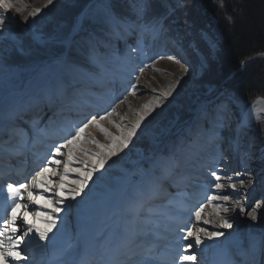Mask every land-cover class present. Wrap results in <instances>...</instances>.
<instances>
[{
    "label": "rangeland",
    "instance_id": "1",
    "mask_svg": "<svg viewBox=\"0 0 264 264\" xmlns=\"http://www.w3.org/2000/svg\"><path fill=\"white\" fill-rule=\"evenodd\" d=\"M115 1L117 0H98L97 2H95L94 5L85 13L82 20H80L79 28L82 25L84 26L87 23L96 24V25H100V24L113 25V23H115L116 26L119 27L118 25H121L120 24L121 21L116 19L112 11V6H111L112 3ZM121 1L125 2L124 4L127 5V8L128 7L130 8L129 9L130 14H132L133 16H137L138 18L141 17V15L137 14V11H136L137 8H135V6L138 7L141 3L146 4L145 3L146 0H121ZM25 2L30 3L31 0H21L19 4H22V3L26 4ZM38 2H41L42 6L39 8L43 9V11L40 14H38L36 17L30 18L27 23H24L23 19L20 18V15H17L14 12L12 13L13 16L18 17V19L21 21L22 24L17 25L13 23L11 25L21 27V31L19 32V35L23 36V38L38 37V35L35 34V31L36 30L43 31L44 28L49 23L48 22L49 18L54 20L57 17L61 16L60 11H68V9H60L59 4L57 3V0H53V4L49 5L46 8L44 6L47 3V0L45 1L38 0ZM65 3L67 5L70 4L69 0H65ZM32 10H34V8L31 9V11ZM146 10H147V7L144 11L145 16H146ZM30 12L28 13L24 12L23 16L29 15ZM50 12L52 13L51 15L49 14ZM204 17L206 16L204 15ZM167 18L170 19V16H166V18H164L162 21L156 20L155 22L159 21V25H162V27L157 26L156 29L153 28L152 30H146V28H152V27H148V22L146 21L144 23L145 26H143V29L146 30L144 32H142L143 30H142V25L140 24V22L135 25L137 27V30L142 32L146 41L155 40L152 49H150L148 54H145L144 57L140 56L141 55L140 50H135V51L132 50L131 53H127L126 51H124V47L121 44L116 45V41L111 42L110 39L112 36H115L118 38V35L114 30L112 31L109 30L106 33L103 31L104 34H103V37H101V39H99V36H101L102 33L98 36L95 34L96 31H93L94 36H95V41L101 44H104L105 46L104 50L106 51V53L112 52L111 54H109V58L111 60L115 61L116 59H119L120 57L123 56V57H126L128 62L131 64V67L133 68V72L130 69L126 70V68H124L126 73H121L120 75H118L119 77L121 78L123 77L127 79L129 77H136L137 73L141 72L140 68H142L144 65H148V67H143L142 73H144L145 75L142 79V82H143L142 88H138L135 94H130V92L128 94H125V96L123 97V100H124L123 103L119 102L120 99L122 98L120 97V95L116 97L118 85L116 86V91L114 93L112 92L107 93L106 95L107 98H109V100H113L112 105L108 107V111H110L112 107H115L116 111L111 116L107 117V119L99 120L98 122L101 125V127L106 128L108 132L111 133L112 136H119L121 129L126 131L127 129L125 125H130V123L135 121L143 105L151 102L156 96H158L160 93L165 91L177 79L180 80V84L177 86L176 90L173 92L171 96L165 99L162 104L157 106L155 110L151 113V115L146 117L145 121L141 124L140 129L137 130L136 136H134L133 138H137L143 134H148V133L153 134L154 131L152 130V128L155 126L158 127L159 126L158 124H162V122L164 121L163 120L164 117H167L172 109L177 108V107L179 108L180 106L183 109V107L189 106L190 103L194 104L198 102V100H203V98L210 99L212 96L215 95V93H217V91H219L218 88L208 87L209 88L207 89L208 92H204L202 94H195V96H192V86H194V83L197 81V79H199V77H202L205 74L203 73V71L207 69V63L205 62L203 55L197 54L199 58V67H198L199 69L195 73V70L193 69L191 62L188 63V61L184 60L183 58L185 50H182V48L180 47L179 52H178L177 46L171 41V39L174 36V33H172L173 31L177 33V32L182 31L185 28L190 35L191 34L195 35L198 38V40L201 39L200 41L201 48H205V50L208 48V49H211L212 52H215L218 50V45L220 44V35L218 33L217 28H215L214 22L211 20L210 23L207 24L203 28H197L196 26H191V27L189 26L188 28H186L185 24H182V23L178 24V21H175L174 19H170V21L172 22H170L169 25L174 24V26L169 28L165 22ZM127 22L130 23V20H127ZM151 25L153 26L152 23ZM128 26L130 27L132 26V24ZM210 26H212L211 29H210ZM208 37H211L213 39V43L215 44V47H212V45H210ZM161 39L165 40L169 46H171L172 44L175 46L174 48H171L173 52L165 53L166 51H162L163 49H160ZM2 42H5V43L7 42L17 48L20 43V41L17 40V38L13 35L12 31L9 28L7 32L0 34V43ZM134 46L138 47L139 45L135 44L133 45V48ZM126 49H129V48L127 47ZM139 49H140V46H139ZM158 50H159V53H156V51ZM25 51L28 52L29 50H25ZM5 52L8 54H6ZM11 53L13 52H11L10 50L0 45V82L2 81L5 82L8 79L12 78L13 80L16 81L15 84H17L18 88H20L21 86H23L24 88V85H26V82L34 78V76L41 74L42 71L44 70H46L48 73L43 74L41 76L42 78L40 79L35 78L30 88L25 87L26 90L23 94H21L20 92L15 93L14 91L9 90L4 100L7 99V101H15L14 96H17L16 100H18L22 104L23 108L30 107V104L34 105L35 110H41L42 108H45V106L42 105L41 103L42 101L37 100L38 97L43 96L45 94L43 92V89L46 84L45 85H41V84L43 81L45 83L48 80H51V78H52V84L57 83L60 80L59 78L60 76L58 75V72H59L60 67L63 66V62L61 63L60 67L58 63H52L45 67L44 66H41V67L30 66L27 68H12V67L7 66L9 64L7 62L10 61ZM177 54H180L181 57H179ZM161 56H163L164 59H159V57ZM168 57L179 58L180 61H178L177 64H174L175 68H172L173 66H170V64L166 63L168 61L165 59ZM99 61H100L99 58L92 56L91 60L88 59L87 63L91 65L93 63L98 65ZM83 62L86 64L85 61ZM159 64H164L166 68H160L158 66ZM156 66H157V69L152 68ZM105 71L108 73L109 70H105ZM86 73L91 74L89 70L86 71L84 68H82V64L77 63L76 61L73 60V63L70 66V71L65 74V77L71 78V79L73 78L71 82L76 78V77L74 78V76L76 75L77 77L78 76L80 77L81 75H86L85 76L86 80H92L90 76H88ZM118 92L120 93V91ZM215 99H217V97H214L211 100H215ZM134 100L139 102V104L135 105ZM99 102L104 103L106 101L104 102L97 101V104H99ZM203 104L204 103L202 102L198 103L199 110H203V106H204ZM223 104H226V103L224 102ZM232 104H234L235 107L237 108V112L234 113V116H239V117L241 116L242 120L244 121V125H245L242 127L245 129V130L243 129L242 133L240 132V128H238L235 131L238 134L240 133V143L243 146H246L251 141V138H250L251 135H249V131H252V130L257 131L256 139L253 137L256 141L253 140V143L251 142L252 143L251 156H252V159L257 161V166H255V168L256 169L258 168L259 171L261 169L263 170L264 169V147L262 146V148L261 147L258 148L257 145L259 144L261 146V144H263L264 142V129L263 127H261V124L264 123L263 121L264 99L255 100L250 107H246V105L243 102L236 100V99L232 100ZM213 106H215V104ZM213 106L210 108L211 113L209 114V116L206 117L205 119L203 118L204 119L203 121L205 120L207 121L208 130L212 133L215 132L214 121H216V118L218 120L222 115H224L225 113L229 114L230 112V110L227 109L226 106H221L218 108L217 106L216 107H213ZM193 107L196 108V105H193ZM103 108L105 109L104 106ZM94 112H96V110ZM39 113H42V112H39ZM87 114L95 115V113L93 114L87 113ZM103 114L99 113L96 115L99 116ZM84 115L85 114L80 113L78 115L72 116V119L78 120L77 122H80L82 121L81 117ZM230 115L234 118L232 114ZM247 119H248V122H247ZM22 121L24 122V120ZM5 122L8 123V120ZM1 125L2 123H0V126ZM116 125H120V128H117ZM174 125L175 123L173 124V126ZM173 126H171L170 128L176 127V126L174 127ZM202 127H203V124L201 125V128ZM247 127L248 129H246ZM232 130H233V127L229 125V127L224 132L226 135L229 134L227 137H230L231 134L235 135V132H230ZM27 131L29 132V135H30V131L29 130ZM168 133L169 131L167 132V134ZM187 135L189 139L192 137V134L191 135L187 134ZM35 138H36V135H35ZM40 140L42 143L38 147L39 150L41 148H44L47 145V141L43 142L42 138ZM93 140L98 143H94ZM210 140H213V137L210 136ZM84 141H85V145H82L81 143H83ZM111 142H112L111 136L106 135L103 131H101L100 128L95 127V125L90 126L88 129H86L84 139L79 142V147L73 148L75 159H74V163L72 167H83V163H81L82 161H87L89 164H91L92 161L90 160L89 155H88L91 152L90 150L91 146L94 145L96 147L94 152H100L101 151L99 147L100 144H110ZM81 148L85 149L86 151H81L80 150ZM62 153L63 155L58 158L62 160H66L67 149L66 148L62 149ZM119 155L120 153L118 154V158L121 162V157H119ZM116 163L117 162L115 163L111 162L110 166H114ZM160 166H162V164H160ZM59 167L62 172L63 164H61ZM101 171L103 172V177H104V169H102ZM225 172L229 173L230 175H233V180L237 183L236 190L232 192V190H230L227 187L230 181L225 180L224 191L229 192L233 196V200H230L228 202L229 206H232L234 204V201L236 199H239L241 204L245 207L246 210L250 211L252 208H255L257 220L252 221L246 215L236 216V214L233 211L229 212V214H227L229 216L227 217L232 223V228L231 229L219 228L222 232L225 231L224 237H220L219 240H214L215 243L219 247L224 246L229 236L233 234L234 236L235 234L239 236L240 233L246 232L249 229V227L262 228V226L264 225V193H262L261 195L259 194L258 197L254 196L251 193L250 184H248L246 181L247 178L241 175L238 178H235L234 173L231 172V168H229L228 170H225ZM99 175H101V172H97L93 175V178L89 181L88 187L85 188L84 193L81 196L77 197L76 200H71L67 198L65 199V202L62 205L64 211L60 213H53L54 218H57L56 227L53 229L56 233H58L57 236L60 237L61 239L62 238L68 239V240L76 239V237L74 236L75 235L74 223L78 221L77 218H81L82 220H85L91 217L93 220L98 221V220H102L106 214H111L112 217L119 218L117 225H116V227L118 228L119 224H121L122 219L125 218L123 215V211L126 213L128 217L127 219H129L128 213L126 211V207L128 204L129 197L132 195V193L138 188L150 186L151 184H153L154 179H155V176H153L152 173H148V171L140 172L139 175L137 176L138 181L132 185L130 191L121 194V189H118V190L114 189L112 190V195L110 196V198H107L104 195V192L97 193L95 191L96 189L99 188V186H101L100 183H102L101 181H103V177L102 179H99V180L97 179ZM78 178H80L78 173H69L67 188L72 187L71 181L78 179ZM240 179H244L246 181V183L242 187L243 195L238 193L241 190L240 184H239ZM123 180L124 178L122 177L117 178V182H122ZM253 183H255V180ZM129 185L130 184H128L127 187ZM105 188L108 189L109 187L106 186ZM260 189L262 192V188ZM124 194H127V195L125 196ZM52 198L55 200V195H53ZM82 200L84 202H87V201L88 202L85 205H80L79 203ZM257 204H259V207H256ZM54 206L56 205L54 204ZM60 214L65 215V216L62 217ZM237 214H238V210H237ZM234 216H236L237 218H234ZM242 219L245 221L243 222ZM133 221L134 219H132V222ZM240 221L243 224H241ZM43 225L45 224L43 223ZM199 226H201V224H199ZM211 231H217V230L211 229ZM67 244L68 242L66 243V245ZM58 248L63 249V248H66V246L62 244L61 246H57V249ZM71 248L78 252L79 246H74ZM37 249L44 250V241H40V245ZM220 250L222 249L219 248L218 251Z\"/></svg>",
    "mask_w": 264,
    "mask_h": 264
},
{
    "label": "snow or ice",
    "instance_id": "2",
    "mask_svg": "<svg viewBox=\"0 0 264 264\" xmlns=\"http://www.w3.org/2000/svg\"><path fill=\"white\" fill-rule=\"evenodd\" d=\"M20 2L21 0H0V34L7 32L9 26L17 22L15 16L12 15L13 12L21 15L25 11V8L18 6ZM52 4L53 0H47L44 7L46 8ZM146 7V4L141 3L136 9L137 14L142 15ZM42 11L43 9L41 8L32 10L29 15L23 16L24 23H27L30 18L36 17ZM186 22L190 27L195 24V21L191 19H188ZM157 26L162 27V25H159V21L153 24V28L156 29ZM208 40L210 45L215 47L213 39L208 37ZM135 50L133 49V51ZM168 58L174 59V57ZM159 59H164V57L161 56ZM143 67H148V65H144ZM143 67L140 68L141 72L143 71ZM138 80L139 77L136 78V83L130 86V94L137 92ZM179 84L180 80L177 79L151 102L144 104L135 121L130 123V125H125L127 130L121 129L119 136H112L98 122L99 120L107 119V117L115 113V107H112L110 111L105 112L103 115L86 116L66 132L62 144H56L52 148L50 156L44 166L35 173L30 183L24 182L18 185L7 183L6 199L10 203L5 208L6 215L0 218V264H5L9 259H11L13 264L19 261H29V256L21 250V245L24 243L25 238L32 239L38 237L39 241H48L49 232L57 224V218H54L53 213L64 211L62 205L66 198L76 200L77 197L81 196L95 173L101 172V175L97 179H102L103 172L101 170L104 169L108 161L129 147L132 138L136 136L137 130L140 129L146 117L151 115L157 106L171 96ZM119 102L123 103V98ZM92 125L100 128L106 135L111 136L112 142L110 144H100V152L88 154L92 161L91 164L87 161H82L83 167H72L75 159L73 148L79 147V142L84 139L86 129ZM116 127L120 128V125H116ZM93 142L98 143L94 140ZM65 148L67 149V158L66 160H62L58 157L63 155L62 149ZM80 150L86 151L83 148ZM113 162L115 163V161ZM179 163L178 160L173 162L175 167H178ZM61 164H63L62 172L59 167ZM69 173H78L80 178L72 180V187L67 188ZM234 175L239 177L241 173L237 171ZM209 176L211 179L209 194L206 195L204 202H199L197 205H194L193 214L196 222H202L203 224L210 222L208 219L202 220V213L209 203L213 204L216 209V216L218 217L216 225L218 228L231 229L232 223L227 218V214L237 209L238 215H246L252 221L257 220L255 208H252L250 211L246 210L239 199H236L234 204L229 206L228 202L233 200V196L229 192L224 191L225 184L222 181H230L227 187L234 192L237 183L233 180V175L225 172L223 168H217L210 169ZM253 182L254 179L249 176L247 183L252 184ZM245 183L246 181L244 179L239 180L241 187ZM53 185H55V200L50 196H46V193L53 191ZM153 194V188L151 186L138 188L132 193L126 207L130 220L139 215L141 211L146 213L151 211L150 209H146L144 205ZM30 206H32L31 211L29 210ZM256 207H259V204ZM46 209H51V212L46 211ZM21 212L22 215L20 214ZM41 220L44 221V227L40 226L39 221ZM194 227L195 224L185 226L176 225V230L183 233L179 239L187 241L191 237L192 242L184 245H180L177 242L176 251L178 255L173 258V264H196L197 255L195 253L186 254L187 250L193 248L194 245L199 247L204 244L205 239L219 240L220 237L225 235L222 231H209L204 227H200L198 231H193ZM249 247L253 252L258 251L261 256H264V235L258 238H251ZM133 264H156V260L154 257L146 255L140 260H134Z\"/></svg>",
    "mask_w": 264,
    "mask_h": 264
},
{
    "label": "trees",
    "instance_id": "3",
    "mask_svg": "<svg viewBox=\"0 0 264 264\" xmlns=\"http://www.w3.org/2000/svg\"><path fill=\"white\" fill-rule=\"evenodd\" d=\"M194 1L179 16L186 26L188 19L194 20L196 27L203 25L205 13L217 19L224 39L219 54L221 74L231 75L227 88L248 104L258 97L264 98V50L260 43L264 41V0ZM212 8L222 17L215 16L210 11ZM11 59L17 63L18 54L14 53Z\"/></svg>",
    "mask_w": 264,
    "mask_h": 264
},
{
    "label": "bare ground",
    "instance_id": "4",
    "mask_svg": "<svg viewBox=\"0 0 264 264\" xmlns=\"http://www.w3.org/2000/svg\"><path fill=\"white\" fill-rule=\"evenodd\" d=\"M210 11L215 15V16H217V14H218V16L219 17H222V16H220V12L219 11H217V9H214V8H212V9H210ZM182 35H184V32L182 33ZM136 38H137V36H136ZM260 43H261V49L262 50H264V41L263 40H261L260 41ZM149 47H151V46H149ZM170 47V46H169ZM170 48H174V46L173 45H171V47ZM251 60H254V58H250ZM142 75V78H143V73L141 74ZM114 80H116L115 78H108V79H106L105 81H100V80H96V81H94L93 83H92V86H91V91H92V93H94L95 91H97V90H103L104 89V87H102V84L104 83V82H112V81H114ZM10 82V81H9ZM9 82H0V92H1V90H4V89H6V88H8L9 86H10V83ZM68 91L69 92H72L73 91V89L72 88H69L68 89ZM48 95H49V93H48ZM84 97V99H85V101H89V99L91 100V98H90V96H88V95H82V94H76V95H74L73 97H72V100H71V102H69V103H64V104H62V101H63V98L59 101V103L60 104H62V105H60V104H57L56 105V103L54 102V100H52V99H47V103H48V106H50V108H53V110L49 113V115H51V117L54 115V114H58V115H70V114H72L73 113V111H76V106L77 105H79L80 104V99L81 98H83ZM7 100V99H6ZM9 103L10 102H6V103H4L1 107H0V109H4V110H8V109H13V105L11 104V105H9ZM135 104H137V102H135ZM89 106H92V104H89ZM56 107H57V109H56ZM69 107H71L70 109H68ZM80 108H78V109H82V106H79ZM84 110H86L85 108H83L81 111H84ZM2 114H1V112H0V116H1ZM63 118H59L58 120H55V121H52V122H50V123H48V124H42L41 125V127L44 129V130H50L52 127L54 128V126H56L60 121H62V122H64V121H66V120H62ZM66 119V118H65ZM61 122V123H62ZM224 122H225V124H228L229 122L227 121V120H224ZM25 129V128H24ZM13 130H19V128H15V129H13ZM6 131H11V127H8V128H6ZM5 137H8V135H6L5 133H3V134H1L0 135V138L1 139H5ZM216 139H217V137H216ZM222 138L221 137H219V140H221ZM215 142H217V140L215 141ZM217 143H219V142H217ZM14 141H8L7 142V150L8 149H11L9 152H7V153H5V154H3V155H0V169H2V171H0V178L1 179H4V178H2V177H4V175H8L10 172L13 174V176L15 177V178H21L22 176H23V174H24V168H20V163H22V164H24V162H25V160H26V158H27V155L25 156V158L21 161V159L20 158H18V156H17V154H20V149H18V147L17 146H14ZM82 145H85V141L83 142V143H81ZM220 144V143H219ZM230 145V144H229ZM19 146V145H18ZM21 147V146H20ZM98 147V146H97ZM251 147H252V144L250 143L247 147H244V150H243V153L242 154H239V156H240V160L242 161V162H245V163H248V165H249V167H255V162L253 161V160H250L249 162H248V160H247V158L245 157V155L247 154V152H250V150H251ZM96 149V147L93 145V146H91V148H90V150H91V152L90 153H95L94 152V150ZM48 152H49V149L47 148L46 149ZM45 150V151H46ZM227 150H228V147H227ZM3 150H1L0 149V152H2ZM213 151H217V149H213L212 151H211V154H205L204 155V157H205V159H206V162H212L211 164H213V165H217V163H218V161H217V159H216V157L218 156H216L215 154H213ZM12 153H16V154H14L15 155V158L14 159H12L11 161H9L10 160V156H11V154ZM244 154V155H243ZM243 155V156H242ZM28 156H30V158H33V160H37L38 162H40V159L36 156H34L33 155V153L32 154H30V155H28ZM230 159H231V157L229 156V155H227ZM8 158V159H7ZM87 158V157H86ZM7 159V161H4V160H6ZM207 159L208 160H210V161H207ZM232 160V159H231ZM230 160V161H231ZM2 162H7V163H2ZM28 162V161H27ZM26 163V162H25ZM237 165L238 164H235V165H232L231 167L232 168H236L237 167ZM16 167V170L15 171H13V168H15ZM229 168V167H228ZM204 176L205 177H210L209 176V172H206L205 174H204ZM184 180V182L186 181L185 179H183ZM179 185H182L180 182H178V181H175V182H173V186H172V188L173 187H176V186H179ZM250 186H251V192H252V194L254 195V196H259V194L261 193V189L260 188H263L264 187V175L263 174H261V175H258L256 178H255V183H252V184H250ZM5 188V187H4ZM53 190H55V187L53 188ZM153 190H156L155 188L153 189ZM50 194V192H48V193H46V195H49ZM146 203H150L149 201H147ZM145 203V204H146ZM29 210L31 211L32 210V206H30V208H29ZM206 210L207 211H210L209 213H208V215H206V216H204L203 217V219H208L210 222L208 223V224H204V225H208V226H210V223L211 222H213V221H216L217 219H218V217H216V210H213V209H211V207H208V208H206ZM62 217L63 216H65V215H62V214H60ZM234 218H237L236 216H234ZM202 219V220H203ZM41 221H43V220H41ZM80 222H79V224L81 225V221L82 220H79ZM124 227L123 228H121V230H119L118 232H124L126 235H128L127 236V239L125 240V239H123V238H121V240L120 239H118L117 237L116 238H114V240H113V242H114V244H110V249H108V247H106L105 245H104V243L103 242H98L97 243V249L101 252V251H106V250H110V251H112L110 254H105V252H102L100 255H97V254H94L93 252H91L89 255H88V257L87 258H91V259H93V260H101L102 262H104L103 261V258L104 259H108V258H111V256H113V254H115V256H116V258L115 259H122V258H124V256H119V255H117V254H119V253H125V254H137L136 256H134V258H135V260H140V259H142L144 256L143 255H141V254H138V253H136L137 251H135V250H143V249H145L146 248V245L142 242V243H140V242H134V243H132L131 241H130V239H129V236L131 235V232H132V230L131 229H129V225H128V223H127V221L124 219ZM18 223H19V221H18ZM197 223V222H196ZM200 223H202V222H200ZM203 224V223H202ZM40 226L42 227V224H40ZM92 230V228L90 227V226H88L87 225V227H86V231L87 232H90ZM52 231V232H51ZM49 233H51L52 235H49V240L48 241H45V244L47 243V242H53V244H54V246H55V244H57V243H59V241H58V238L57 237H55V236H53V235H56L57 233H55V231H54V229H52ZM26 240V239H25ZM205 243L203 244V245H201L202 247H204V250H206V247H207V243H212V241L211 240H207V239H205ZM25 242V241H24ZM27 242H28V244H25V246H27V248H28V250L29 249H31L30 247H34L36 244H35V239L34 238H32V239H28L27 240ZM53 246V247H54ZM116 250V249H119V250H117V251H113V250ZM34 250V249H33ZM46 250V249H45ZM188 250H191L192 251V249H188ZM61 251V250H60ZM60 251H55V253H52L53 255L54 254H56V255H60ZM81 251H82V249H81ZM80 251V252H81ZM206 252V251H205ZM49 253H50V251L48 252V255H49ZM102 254H104V255H102ZM47 255V256H48ZM60 258H62V260L59 262L60 264H66L67 263V261H69V259H70V255H60L59 256ZM30 260H34V261H38V257L37 256H32L31 258H29ZM237 261H239L238 259H236ZM134 261V260H133ZM196 263H197V261H196ZM5 264H9V263H5ZM198 264V263H197Z\"/></svg>",
    "mask_w": 264,
    "mask_h": 264
}]
</instances>
